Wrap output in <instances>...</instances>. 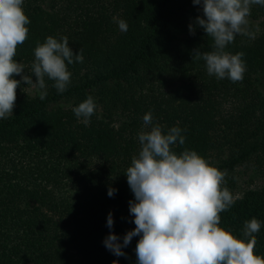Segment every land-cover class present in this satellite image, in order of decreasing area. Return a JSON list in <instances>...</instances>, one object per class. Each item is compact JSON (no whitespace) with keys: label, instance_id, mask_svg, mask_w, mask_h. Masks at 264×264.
<instances>
[{"label":"trees","instance_id":"trees-1","mask_svg":"<svg viewBox=\"0 0 264 264\" xmlns=\"http://www.w3.org/2000/svg\"><path fill=\"white\" fill-rule=\"evenodd\" d=\"M23 9L29 33L14 59L25 74L31 75L37 42L48 36H67L84 59L68 65L71 83L63 93L45 78L43 101L22 83L13 116L0 119V264H137L140 236L120 257L103 241L112 232L122 243L135 228L129 209L119 207L135 200L125 173L149 111L165 132L185 130L175 152L195 150L226 169L233 195L240 166L253 163L264 176V7H251V17L261 20L249 28L256 38L237 35L226 47L245 53L244 78L236 83L209 76L205 62L193 59L194 49L212 50V39L195 25L203 13L192 0H24ZM115 16L126 21L127 32ZM170 70L180 87L157 93V79ZM89 95L96 110L85 124L72 108ZM228 102L235 112L225 115ZM109 187L116 189L111 197ZM109 204L116 209L111 229L102 211ZM220 215V226L238 238L246 220L260 221L254 251L264 257V188Z\"/></svg>","mask_w":264,"mask_h":264},{"label":"clouds","instance_id":"clouds-1","mask_svg":"<svg viewBox=\"0 0 264 264\" xmlns=\"http://www.w3.org/2000/svg\"><path fill=\"white\" fill-rule=\"evenodd\" d=\"M192 2L203 13L195 18V25L212 39V50L194 49L193 59L205 62L209 76L242 82L246 71L245 53L232 54L226 47L237 35L256 38V33L248 28V17L253 5L264 7V0ZM23 3L24 0H0V119L13 116L16 89L22 83L35 90L43 101L48 95L45 78L53 82L58 93H63L71 83L68 65L83 63L84 59L83 49L74 53L67 36L59 39L48 36L43 43L37 42L31 75L25 74L24 64L14 59L17 46L27 40L29 33L30 20ZM113 20L122 32H127L125 20L116 17ZM189 31L194 35L195 26L190 24ZM14 75L21 79H14ZM95 110L91 95L72 108L85 124ZM183 131L173 126L165 132L161 125L153 123L151 111L144 114L143 126L138 132L140 150L132 157L125 173L135 198L129 201L135 228L124 235L122 243L110 232L103 241L104 246L117 257L126 256L122 249L133 237L140 236L135 249L137 264H264V257L254 251L255 234L260 231L261 222L256 218L246 220L242 238L220 226V214L236 202L225 186L228 172L212 166L195 150L175 152L174 146L185 143ZM115 192L116 189L109 187L110 197ZM113 225L110 212L107 227L111 229Z\"/></svg>","mask_w":264,"mask_h":264},{"label":"rangeland","instance_id":"rangeland-1","mask_svg":"<svg viewBox=\"0 0 264 264\" xmlns=\"http://www.w3.org/2000/svg\"><path fill=\"white\" fill-rule=\"evenodd\" d=\"M48 2H50V0H48ZM115 17L120 19L118 16ZM248 20H249L248 28H250L252 25L258 26L259 23L261 22L260 19L259 20L253 19L251 15L248 17ZM161 79H163V81H160ZM180 85L181 82L179 80L178 74L170 70L169 72H167L166 75L162 76L160 79H157V84H156L157 93L164 92L166 94H171L174 90L179 88ZM35 94L36 91L31 89V95H35ZM222 111L225 115L234 113L235 112L234 103L232 102L225 103ZM223 129L227 130V127H225L224 125ZM235 181H236L235 182L236 185L234 189V196L236 197V200H241L251 190H259L261 188H264V176L262 175L261 170H259V168H257L253 163L250 164L248 163L240 166L237 169V173L235 175ZM129 201L132 200L127 199L121 202L119 208L122 209L123 211L129 209ZM102 211L107 216L110 212L112 213L113 217L116 214V209L110 204L104 207Z\"/></svg>","mask_w":264,"mask_h":264}]
</instances>
